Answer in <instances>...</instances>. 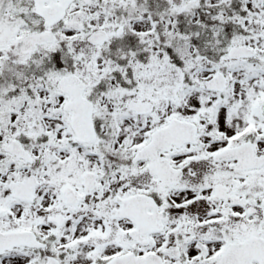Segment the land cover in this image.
I'll return each mask as SVG.
<instances>
[{"label": "snow or ice", "instance_id": "obj_1", "mask_svg": "<svg viewBox=\"0 0 264 264\" xmlns=\"http://www.w3.org/2000/svg\"><path fill=\"white\" fill-rule=\"evenodd\" d=\"M0 264H264V0H0Z\"/></svg>", "mask_w": 264, "mask_h": 264}]
</instances>
